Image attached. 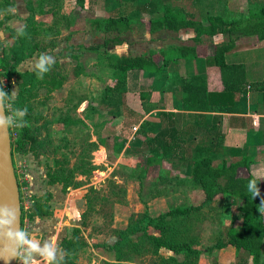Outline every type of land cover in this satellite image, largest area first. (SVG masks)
Wrapping results in <instances>:
<instances>
[{
	"label": "rangeland",
	"instance_id": "rangeland-1",
	"mask_svg": "<svg viewBox=\"0 0 264 264\" xmlns=\"http://www.w3.org/2000/svg\"><path fill=\"white\" fill-rule=\"evenodd\" d=\"M166 5L180 6L174 1L163 3L161 0H0V30L4 33V41L0 40L5 52V41L10 43L16 38L11 36L10 31L13 30L10 25L16 20L27 26L34 52L47 47L52 49V53L56 51L53 54L56 63L48 72V81L44 82L51 88L50 95L44 99L54 106L52 112L55 117L41 118L40 91L32 93L28 103L32 107L31 127H40V139L46 140V150L40 154L41 157L35 158L31 153L13 154L25 210L22 228L38 227V237L47 239L54 236L60 245L61 240L78 227L86 245L72 255L74 264H253L248 254L236 252L232 245L211 249L200 256L156 248L148 234L170 240L174 245L185 243L195 249L227 241V230L238 227L242 219L237 209V198L218 195L215 198L218 202H204L202 190L189 180L185 173L187 169L179 175L182 178L180 183L164 185L163 188L156 186L154 180L159 168L170 171L171 159L164 160L163 166L150 167L147 178L140 186L131 175L138 172V166L150 152L147 144H131L129 149L124 148V155L121 156L109 143L108 136L94 141L92 129L85 123L90 122L94 129L100 125L99 121H88L97 117L99 112L95 107L127 105L122 99L125 97L126 74L125 83L114 90L117 81L124 76L106 66L110 58L88 55L85 50L87 45L101 44L105 37H113L112 34H95L90 28V19L94 16L126 15L131 19L147 21L163 13ZM13 8L16 9L14 13L9 11ZM26 17L32 19L27 21ZM145 29L136 27L123 35L125 43L118 46L109 44L107 49L112 54L136 53V44L148 41ZM74 37L79 43L68 45ZM74 51L77 54L73 55ZM68 58L71 61L63 60L66 62L61 64L58 61ZM94 73L96 80L93 85ZM71 74H84V84L79 92L70 89L64 96L62 83L57 82V77L69 80ZM87 87L89 93L86 92ZM54 90H57L56 94H52ZM56 107H83V120L75 127L64 126L60 119L63 121L70 115L56 110ZM46 121L50 122L44 125ZM10 129L14 136L19 132V128ZM48 172L71 176L69 185L50 184ZM48 197L49 215L30 219L31 205L44 202ZM191 205H199L201 209L188 215L164 216L155 226H147L143 219L145 206L150 216H157L177 206ZM37 218L38 225L35 223ZM129 224L147 227L146 233L139 232L130 237L129 247L122 252L99 246L114 245L119 231Z\"/></svg>",
	"mask_w": 264,
	"mask_h": 264
},
{
	"label": "trees",
	"instance_id": "trees-1",
	"mask_svg": "<svg viewBox=\"0 0 264 264\" xmlns=\"http://www.w3.org/2000/svg\"><path fill=\"white\" fill-rule=\"evenodd\" d=\"M79 1V0H78ZM83 1V0H80ZM32 18L28 17V20ZM136 27H145L149 33L153 34L160 30L179 32L183 29L193 30L195 36L192 38L194 43L201 40L202 35L215 36L223 34L227 36V40L212 47L210 62L219 70L222 89L220 91H211L208 89L205 80L199 83L184 81L181 84L182 91L186 94L184 99V109L199 112L209 111L212 108L220 112L231 113L234 107V94L244 91L248 84L246 80V70L243 64L227 63L226 54L237 49L240 42L255 45L264 40V4L255 5L250 8L246 14L227 12L224 15H209L205 21L197 20L193 15L185 11L181 6L166 5L163 14L154 16L147 21L143 19H131L126 15L110 16V17H92L90 19V28L98 35L112 34L113 37H105L103 43H97L85 47V50L96 55L110 58L107 67L120 72L124 77L121 81H117L113 87L118 90L125 83V74L129 70L139 69L146 72L157 73L172 61L178 59H193L197 56L195 46H178L170 47L160 52L162 57L159 63L155 56L156 52H150L146 55L131 54H112L107 46L119 45L124 41L123 35L129 34ZM25 35L17 36V30H10L11 36L16 37L9 51L3 55L0 65V79L3 77H15L21 81L19 91L14 101V108H26L27 113L24 117L25 124L19 128L17 136L14 138L11 133L12 158L14 153L28 154L32 153L34 157H38L45 149V139H40V127H31L32 107L28 105L32 94V89L38 83L36 72H22L18 70V65L34 50L32 43L28 38V28L24 26ZM264 89V80L260 83ZM3 88V87H2ZM9 88V85H8ZM107 90L113 91L108 88ZM107 98V95H106ZM6 109V114L9 111ZM91 110V109H90ZM48 124V123H44ZM190 134L188 129H183L171 137L154 136L149 142L155 153L146 157L141 165L138 166V172L132 173L131 176L139 182L140 186L149 174V168L157 165L163 166L164 160H174L179 158L184 151V145ZM14 162V160H13ZM250 168V161L246 157L227 162L224 161L220 165H215L212 158L208 155H199L193 159L189 180L198 186L204 194V202L215 199L218 195H233L238 200L237 209L241 213L242 219L238 227H230L227 230V241L219 242L204 249H195L187 246L185 243L174 245L170 240L161 239L159 236L147 235L153 241L156 248H166L174 253L185 252L190 255L200 256L209 252L211 249H221L228 245L235 247L236 252H245L248 254L253 264H260L264 256V212H260L259 205L264 194L260 193L258 197L251 198L247 193V185L250 179H253L250 173L248 175L240 174V170ZM17 176V174H16ZM47 177L50 184L63 183L64 186L69 185L71 176H57L48 172ZM182 178L173 175L171 172L159 168V174L155 178V185L163 188L164 185L180 183ZM259 188V181L257 183ZM20 189V185H19ZM21 200V225L24 223L25 210ZM49 197L44 202H35L31 205L28 217L48 216L50 207L48 204ZM146 205V204H145ZM144 212V220L148 225H156L164 216L188 215L193 211L200 210L201 206H177L165 213L157 216H150ZM139 223V222H138ZM163 228V227H162ZM147 227L139 224L127 225L126 228L120 230L118 239L114 245L104 246L108 250H117L122 252L130 245V237L139 232L146 233ZM167 229V228H166ZM78 227L72 230L70 236L64 237L60 246L65 250L64 264H74L72 255L86 245L82 241ZM171 238H173L171 236Z\"/></svg>",
	"mask_w": 264,
	"mask_h": 264
},
{
	"label": "crops",
	"instance_id": "crops-1",
	"mask_svg": "<svg viewBox=\"0 0 264 264\" xmlns=\"http://www.w3.org/2000/svg\"><path fill=\"white\" fill-rule=\"evenodd\" d=\"M161 1L163 3L164 1H174L175 4H179L185 11L193 15L195 19L201 21H205L209 15H224L227 12L246 14L255 5L264 4V0ZM20 25L21 20H16L10 26L12 29L17 30ZM145 36L148 41L138 42L135 47L137 48L136 53L131 51L121 54L135 56L156 52L158 55L155 56V59L161 63V51L170 47L195 46L197 56L193 59L172 61L161 72L157 73L139 69L126 72L125 93L123 94L125 97L122 99L127 105L95 107L99 113L96 118H91L88 121H99L100 125L94 129L90 122H85L92 129L93 140L96 141L98 137L106 138L108 136L109 143L113 145L115 150L119 151L121 156L124 155V148L129 149L131 144L138 143V145L144 146V143H146L150 149L147 154L148 157L155 153V148L149 142L152 137H171L183 129H188L190 134L184 145L183 154L172 160V169L170 168L169 172L173 175L179 176L183 173V169H187L185 173L189 176L193 159L199 155H208L215 165H220L224 161L231 162L246 157L250 161L249 172L242 168L239 171L240 174L248 175L250 173L254 177L257 173L264 175V89L260 84L264 80V40L255 45L241 41L237 49L226 54L227 63L244 65L248 82L244 91L234 94L233 112L226 113L215 108L205 112L184 109L183 104L186 94L182 91L181 84L184 81L199 83L205 80L209 90L220 91L222 89L219 70L211 64L210 56L213 45L226 41L227 36L223 34L215 36L202 35L200 42L194 43L192 38L195 34L191 29H183L179 32L160 30L151 34L147 28L145 29ZM0 39L4 41V33L1 30ZM14 40L10 43L5 41L7 51L5 52L4 49V54L9 51ZM78 43L76 37L68 41V45L72 46ZM123 43H125V39L119 45ZM55 52L52 53V49L49 47L45 50H35L18 65V70L33 72V64L40 54L53 55ZM72 54L75 55L77 52L74 51ZM87 54L95 55L91 52H87ZM121 54L119 53V55ZM248 55H250V58H248ZM63 60H69V58L58 59L60 64L66 62ZM83 77L84 74L76 76L71 74L69 80L57 77V82L62 83L61 91H64V96L67 95L70 89H77L76 92H79L84 84ZM92 77L94 85L96 73ZM48 79L49 74L46 73L43 79L38 78L37 85L32 89V93L40 91V96H42L40 100L42 103L41 118L55 117L52 112L54 106L44 99V97L50 95L51 88L44 83ZM20 83L19 79L11 77L9 81L10 90L13 91L16 88L18 93ZM87 91L88 87L86 88ZM56 92L57 90H54L52 94H56ZM57 109L70 115L63 121L60 119L61 123L64 126L68 125V127H75L77 123H81L85 112L83 107H56ZM49 122L46 121L48 124ZM102 149L107 152L104 147ZM31 171L33 172L32 169ZM259 190L260 193L264 194V179L259 180ZM207 202L215 203L218 201L213 199ZM260 264H264V258Z\"/></svg>",
	"mask_w": 264,
	"mask_h": 264
},
{
	"label": "clouds",
	"instance_id": "clouds-1",
	"mask_svg": "<svg viewBox=\"0 0 264 264\" xmlns=\"http://www.w3.org/2000/svg\"><path fill=\"white\" fill-rule=\"evenodd\" d=\"M9 11L15 12L16 9ZM25 35L24 26L17 27V36ZM56 63L55 56L42 53L33 64L37 78L43 79L44 75L51 70ZM17 90L6 93L0 87V130L9 128H20L25 124L26 108H14L13 104L17 97ZM9 114L5 115V108ZM264 175L257 173L250 179L247 185V193L251 198L258 197L260 190L257 186ZM264 212V198H261L259 209ZM39 224V218L35 222ZM38 227L21 228L18 223V210L15 204L0 203V259L8 261L15 259L18 264H64L66 252L60 247L54 236L47 239L38 237Z\"/></svg>",
	"mask_w": 264,
	"mask_h": 264
},
{
	"label": "water",
	"instance_id": "water-1",
	"mask_svg": "<svg viewBox=\"0 0 264 264\" xmlns=\"http://www.w3.org/2000/svg\"><path fill=\"white\" fill-rule=\"evenodd\" d=\"M4 114L7 115L6 109ZM0 203H12L16 205L18 223L22 228L20 189L12 158L10 128L6 131L0 130ZM16 263L15 259L7 262V264ZM0 264H5V261L0 259Z\"/></svg>",
	"mask_w": 264,
	"mask_h": 264
},
{
	"label": "built area",
	"instance_id": "built-area-1",
	"mask_svg": "<svg viewBox=\"0 0 264 264\" xmlns=\"http://www.w3.org/2000/svg\"><path fill=\"white\" fill-rule=\"evenodd\" d=\"M4 55V49H3V46H2V42L0 40V65H1V59ZM9 81H10V78H6V77H3L0 79V85L1 87H3V90L6 92V93H11V90H10V87L8 88V85H9ZM7 108V107H6ZM11 130V129H10ZM13 134V133H12ZM14 136V135H13ZM17 135L14 136V138L16 137ZM19 183V182H18ZM18 264V261L17 263Z\"/></svg>",
	"mask_w": 264,
	"mask_h": 264
}]
</instances>
